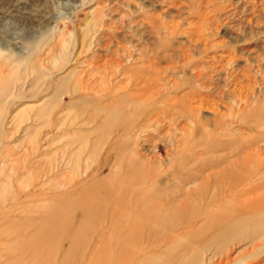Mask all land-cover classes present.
Instances as JSON below:
<instances>
[{"label":"rangeland","instance_id":"obj_1","mask_svg":"<svg viewBox=\"0 0 264 264\" xmlns=\"http://www.w3.org/2000/svg\"><path fill=\"white\" fill-rule=\"evenodd\" d=\"M63 39L71 41L64 45L70 61L52 72L45 70L55 80L70 70L88 77L89 72L97 71V65L108 67L110 63H104L108 59L121 68L142 67L118 75L116 82H129L136 88L145 79L147 83L158 80L151 96H144L145 112L135 118L131 129L135 124L147 126L137 133L132 129V144L129 141L121 151L118 142L111 143L112 133L89 155L98 135L92 132L80 154V169L74 173V152L79 145L74 132L96 122L85 123L89 111L78 112L73 106L76 98L68 91L57 106L55 122L48 124L46 116L37 115L51 96L48 77L40 80L42 85L40 81L32 84V75L24 83L18 81L9 97L16 96L6 109L5 134L0 140V184L8 185L7 190L0 188V264H28L30 243H16L38 227H49L29 221L44 220L54 199L74 197L93 181L112 175L121 179L140 157H154L169 186L190 175L194 157L220 160L214 169L221 168L228 152L224 146L226 122L232 120L234 130L243 129L248 125L243 115L264 107V0H0V45L5 54L39 48L44 58L57 53ZM150 64L161 70L149 73ZM176 78L184 81L181 88L176 89ZM189 90L192 92L181 98ZM186 105L193 107V121ZM183 106L185 109L177 108ZM64 115L62 124L59 118ZM33 131L36 145L28 139ZM183 142L187 144L183 146ZM64 145L66 149H62ZM133 149L139 156L131 153ZM114 190L117 192L116 187ZM183 194L177 191L176 199L184 201ZM79 219L80 210H76L70 226L61 237L55 236L58 246L53 253L58 264H62L69 242L78 241L82 232ZM129 223L122 220L111 228L106 222L91 229L89 241H161L153 252L170 241H190L193 230L184 220L160 230L141 224L132 233ZM247 244L244 240L230 245L228 260L243 258ZM209 252L205 253L208 257ZM241 264H264V255Z\"/></svg>","mask_w":264,"mask_h":264},{"label":"bare ground","instance_id":"obj_2","mask_svg":"<svg viewBox=\"0 0 264 264\" xmlns=\"http://www.w3.org/2000/svg\"><path fill=\"white\" fill-rule=\"evenodd\" d=\"M69 40L63 39V45L57 53L44 58L39 48L14 55L11 54L12 50L5 54L4 46L0 45V140L5 134L3 123L6 109L16 98L15 96L9 99L17 82L24 83L27 77L32 75V84L38 85L40 80L44 81L48 77L51 96L46 99L37 115L46 116L48 124L55 122L57 106L62 102L61 97L70 91V95L76 98L73 106L78 112L89 111L85 123L96 122L91 127L74 132V141L79 142L74 152L75 173L80 169V154L88 146L92 132L98 135L89 155L94 154L101 144L107 142L112 133L114 135L111 143L118 142L121 151L129 141L131 143L129 132L132 129H136L137 133L147 126L145 123L138 126L135 124L131 129L135 118L139 119L145 112L144 96H151V89L157 87L158 80L153 78L147 83L145 79L136 88L129 82H116L118 75L142 67L131 64L121 68L113 65L114 62L109 59L104 62L110 63L108 67V64L97 65V71L89 72L91 75L88 77L84 78L80 73L75 74L74 70H70L55 80L51 74L47 75L45 70L52 72L70 61V52L64 48V45L71 42ZM91 42L92 40L88 46L90 48ZM129 59L131 58L126 57L127 61ZM160 70L153 64L148 68L149 73L157 74ZM176 79L179 80H175L176 89L181 88L184 81ZM157 92L159 93L158 90ZM191 92L192 90L183 93L181 98ZM103 100L106 102L103 103ZM183 107L177 108L185 109ZM186 108L191 112L187 115L193 121V107L186 105ZM59 120L65 124L66 115L61 116ZM242 120L248 125L236 130L231 126L232 120L226 122L224 134L228 137L224 146L228 152L225 153L226 160L221 168L214 169L220 160L194 157L190 175L177 179L175 185L169 186V181L162 177L158 161L154 157L150 160L140 157L133 165L132 171L129 170L130 172L121 179L112 175L93 181L81 188L74 197L64 195L57 201L54 199L48 206L44 220L29 221L37 227L41 226L42 222L49 227L36 228L28 237H23L22 241L20 239L21 242L18 240L16 245L30 243L32 253L28 264L36 262L42 253L45 255L37 264H58L53 253L58 246L55 236L59 234L61 237L63 229L70 226L75 211L80 210L78 226L82 232L78 241L69 242L63 253L62 264H241L251 257L263 256L264 107L258 112L243 115ZM156 121L160 122L158 117ZM28 139L30 144L36 145V132L33 131ZM138 139L139 137L133 143L136 144ZM185 140L187 141V138ZM184 143L187 144L183 142V146ZM66 148L64 145L62 149ZM207 152H210V147ZM131 153L138 155V151L134 149ZM1 187L7 190L8 185L0 184ZM177 191L184 192V201L176 199ZM122 220L130 222L132 233L141 224L160 230L159 228L165 225L182 224L184 220L191 224L193 230L190 241H170L164 249L153 252L152 248L162 244L161 241H89L92 238L91 229L95 230L106 222L112 228ZM244 240L249 243L246 246V255L230 262L228 247ZM207 251H210L209 257L205 254Z\"/></svg>","mask_w":264,"mask_h":264}]
</instances>
